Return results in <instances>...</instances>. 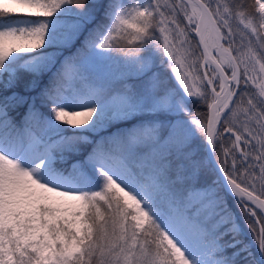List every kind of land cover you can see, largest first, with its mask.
Wrapping results in <instances>:
<instances>
[{
    "label": "snow or ice",
    "instance_id": "1",
    "mask_svg": "<svg viewBox=\"0 0 264 264\" xmlns=\"http://www.w3.org/2000/svg\"><path fill=\"white\" fill-rule=\"evenodd\" d=\"M0 264H264V0H0Z\"/></svg>",
    "mask_w": 264,
    "mask_h": 264
},
{
    "label": "rangeland",
    "instance_id": "2",
    "mask_svg": "<svg viewBox=\"0 0 264 264\" xmlns=\"http://www.w3.org/2000/svg\"><path fill=\"white\" fill-rule=\"evenodd\" d=\"M194 38V37H193ZM196 39V38H195Z\"/></svg>",
    "mask_w": 264,
    "mask_h": 264
},
{
    "label": "trees",
    "instance_id": "3",
    "mask_svg": "<svg viewBox=\"0 0 264 264\" xmlns=\"http://www.w3.org/2000/svg\"><path fill=\"white\" fill-rule=\"evenodd\" d=\"M194 39H195V37H194Z\"/></svg>",
    "mask_w": 264,
    "mask_h": 264
},
{
    "label": "water",
    "instance_id": "4",
    "mask_svg": "<svg viewBox=\"0 0 264 264\" xmlns=\"http://www.w3.org/2000/svg\"><path fill=\"white\" fill-rule=\"evenodd\" d=\"M196 38V37H195ZM197 39V38H196Z\"/></svg>",
    "mask_w": 264,
    "mask_h": 264
}]
</instances>
